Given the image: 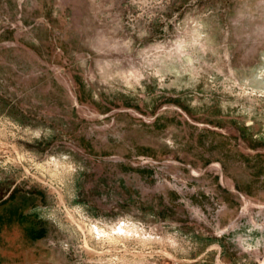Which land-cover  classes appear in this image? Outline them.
<instances>
[{
    "label": "rangeland",
    "instance_id": "1",
    "mask_svg": "<svg viewBox=\"0 0 264 264\" xmlns=\"http://www.w3.org/2000/svg\"><path fill=\"white\" fill-rule=\"evenodd\" d=\"M0 264H264V0H0Z\"/></svg>",
    "mask_w": 264,
    "mask_h": 264
}]
</instances>
